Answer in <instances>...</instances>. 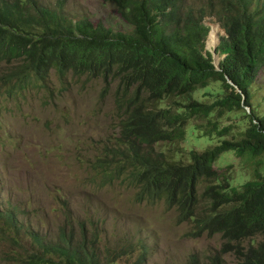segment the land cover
Instances as JSON below:
<instances>
[{"label":"trees","instance_id":"trees-1","mask_svg":"<svg viewBox=\"0 0 264 264\" xmlns=\"http://www.w3.org/2000/svg\"><path fill=\"white\" fill-rule=\"evenodd\" d=\"M103 1L114 5L130 31H115L87 18L66 21L40 0H0V64H16L4 78L6 92L17 97L22 86L34 81L46 86L53 70L59 76L72 72L101 78L104 96L117 82L116 141L133 146L131 162L121 159L119 167L128 165L141 197L176 207L178 223L192 218L197 227L187 236L221 234L225 247L205 264H227L224 249L234 253L235 264H264V114L253 103V85L264 67V6L252 11L249 0H207L199 6H186L184 0ZM206 15L217 16L228 34L217 49L226 54L220 69L204 52ZM211 80L221 84L223 94L212 103L200 102L194 92ZM166 98L187 101L159 108L157 103ZM235 111L242 113L240 120L221 126L218 119ZM193 118L211 127L206 135L219 143L193 152L189 164L168 163L155 154L158 142L184 138L185 124ZM228 151L252 167V180L232 185V164L216 167ZM108 159L99 163L102 169ZM73 239V232H63L60 245L39 241L42 252L15 260L109 264L110 254L101 257L94 239L89 243L84 233L79 242ZM49 251L57 256H48ZM147 254L146 248L140 252V264ZM189 264L201 262L192 254Z\"/></svg>","mask_w":264,"mask_h":264},{"label":"rangeland","instance_id":"rangeland-1","mask_svg":"<svg viewBox=\"0 0 264 264\" xmlns=\"http://www.w3.org/2000/svg\"><path fill=\"white\" fill-rule=\"evenodd\" d=\"M203 1L184 3L199 6ZM40 2L58 9L66 21L87 18L115 31L131 30L114 5L103 0ZM204 23L212 27L206 49L213 50L220 24L212 15H207ZM214 31L216 41L211 39ZM216 55L218 62L222 56ZM15 68V63L0 64V264H20L15 257L42 252L39 241L60 245L63 232H73L74 241L82 233L93 238L102 254H110L109 264H140L138 256L144 248L148 254L143 264H189L192 254L205 263L220 252L224 242L220 234L186 236L196 229V222L191 218L177 223L175 207L170 210L164 201L151 204L145 197L138 198L140 187L130 168L119 167L121 159L131 162L133 146L116 141L120 130L114 103L117 82L104 96L101 78L72 72L59 76L53 70L46 86L34 81L22 86L17 97H11L6 92L8 85H3ZM253 91L256 112L264 114V67ZM222 94L221 84L211 80L206 87L197 88L194 97L212 103ZM186 101L166 98L157 106L176 107ZM241 117L242 113L235 111L218 120L224 126ZM240 124L243 127L245 120ZM210 128L190 119L184 138L158 142L155 154L168 163L189 164L193 152L201 153L219 143L217 137L206 135ZM107 157V167L102 170L99 163ZM227 164L233 167L232 185L241 186L253 179L252 167L232 151L215 162L218 168ZM223 258L227 264L234 261L231 254Z\"/></svg>","mask_w":264,"mask_h":264},{"label":"clouds","instance_id":"clouds-1","mask_svg":"<svg viewBox=\"0 0 264 264\" xmlns=\"http://www.w3.org/2000/svg\"><path fill=\"white\" fill-rule=\"evenodd\" d=\"M207 0H205V1H203L202 3H204V2H206ZM249 2H250V10H252V11H254L255 9H257L259 6H264V0H249ZM201 3V4H202ZM185 4V3H184ZM207 16V15H206ZM205 16V17H206ZM212 16H215V15H212ZM205 17H204V19H205ZM216 18H217V16H215ZM217 21L219 22V26H220V28H221V32H224V34H222L221 36H220V34H221V32L219 33V42H218V44H217V46L213 49V50H207L208 48H207V45H206V43H207V41L206 40H208V37H209V32H210V29H211V27H209V26H207L205 23H204V20H203V23L208 27V34H207V36H206V38H205V40H204V43H205V48H204V52L205 53H207V52H209L210 54H211V56H212V59H213V63H214V65L217 67V69H220V63H221V61L225 58V56H226V54H221L217 49H218V46H219V44H220V42H221V37L222 36H228V34H227V32H226V30H225V28H223V26L221 25V22L218 20V18H217ZM218 25V24H217ZM207 48V49H206ZM216 53H218L220 56H222V59L221 60H219L218 62L216 61ZM262 70V69H261ZM228 81L229 82H231V83H233L232 81H231V79H228ZM246 108V110H247V112H249L250 113V107H248V106H246L245 107ZM103 169H105V168H103ZM102 169V170H103ZM117 170V169H116ZM114 173V172H113ZM112 177H115V176H113V174H112ZM133 180H134V178H133ZM134 182H135V184L138 186V184H137V182L134 180ZM138 198H142L141 197V194H140V192L138 193ZM147 200V199H146ZM160 201H164V200H160ZM160 201H157V202H152V201H149V200H147V202H149V203H151V204H156V203H159ZM165 202V201H164ZM166 203V202H165ZM171 208H173V207H170V206H168L167 205V209H170V210H172ZM176 208V207H175ZM177 219H178V217H177ZM177 219H176V221H177ZM186 222V221H185ZM177 223H178V221H177ZM204 235H206V234H204ZM216 235V234H215ZM88 236V235H87ZM186 236H187V234H186ZM203 236V235H202ZM202 236H199V237H202ZM208 236V235H207ZM214 236V235H213ZM220 236H221V234H220ZM81 237H82V235L80 236V238L77 240V241H74V239H73V242L74 243H77V242H79L80 241V239H81ZM210 237H212V236H210ZM222 237V236H221ZM89 238V237H88ZM93 238H91V239H89V243L91 242V240H92ZM224 240V242H223V245H222V247H221V250H220V252H222V249L225 247V239H223ZM98 250V249H97ZM98 252L100 253V255H101V257H103L105 254H102L99 250H98ZM219 252V253H220ZM107 254V253H106ZM227 254H231L232 256H233V258H234V261H232L231 263L232 264H235V263H237V259H236V257H235V255H234V253L233 252H226L225 251V249H224V253H223V255L224 256H226ZM197 257H198V255L197 254H195ZM215 255H217V253H215L214 255H211V256H209V258H208V260L206 261V262H208L209 261V259H210V257L212 258L213 256H215ZM199 258V257H198ZM199 261L201 262V260H200V258H199ZM225 261H226V258H225ZM190 262V261H189ZM205 262V263H206ZM205 263H202L201 262V264H205Z\"/></svg>","mask_w":264,"mask_h":264},{"label":"bare ground","instance_id":"bare-ground-1","mask_svg":"<svg viewBox=\"0 0 264 264\" xmlns=\"http://www.w3.org/2000/svg\"><path fill=\"white\" fill-rule=\"evenodd\" d=\"M211 29H212V27H211ZM220 31H221V28H220V26H219V31H218V42H219V33H220ZM210 32H211V30H210ZM210 32H209V35H210ZM212 34H213V37H212ZM211 34V39H214V41H216L217 40V38H215V31L213 32ZM211 39H210V42H211ZM211 44H212V42H211ZM210 47V46H209ZM211 50V49H210Z\"/></svg>","mask_w":264,"mask_h":264}]
</instances>
